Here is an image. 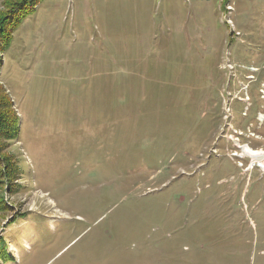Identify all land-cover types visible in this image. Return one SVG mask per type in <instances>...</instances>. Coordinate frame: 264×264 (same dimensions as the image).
Here are the masks:
<instances>
[{"label": "rangeland", "instance_id": "rangeland-1", "mask_svg": "<svg viewBox=\"0 0 264 264\" xmlns=\"http://www.w3.org/2000/svg\"><path fill=\"white\" fill-rule=\"evenodd\" d=\"M10 31L0 264H264L231 158L264 149V0H0Z\"/></svg>", "mask_w": 264, "mask_h": 264}, {"label": "built area", "instance_id": "built-area-1", "mask_svg": "<svg viewBox=\"0 0 264 264\" xmlns=\"http://www.w3.org/2000/svg\"><path fill=\"white\" fill-rule=\"evenodd\" d=\"M248 100H249V98H248ZM227 109L229 112L230 111L229 105L227 106ZM227 109H225V107H223V113H225V112L227 113ZM231 139H232L231 141H233V144H232L233 150L231 148V151H233V153L231 154V158L237 159L239 161L244 160V159H248V163L245 165L246 166L245 171L257 168L262 173H264V160L254 161L253 158L248 155V152L243 153V151H242L243 146H246L250 150H257V149H253L252 147H249V145L246 143L241 144L236 136L232 137ZM262 150H263V148H262ZM238 165H243V164L238 162Z\"/></svg>", "mask_w": 264, "mask_h": 264}, {"label": "bare ground", "instance_id": "bare-ground-1", "mask_svg": "<svg viewBox=\"0 0 264 264\" xmlns=\"http://www.w3.org/2000/svg\"><path fill=\"white\" fill-rule=\"evenodd\" d=\"M242 151L243 153L248 152V155L252 157L254 161L264 160V149L250 150L246 146H243Z\"/></svg>", "mask_w": 264, "mask_h": 264}, {"label": "trees", "instance_id": "trees-1", "mask_svg": "<svg viewBox=\"0 0 264 264\" xmlns=\"http://www.w3.org/2000/svg\"><path fill=\"white\" fill-rule=\"evenodd\" d=\"M38 0H36V2H37ZM16 4V3H15ZM36 4V3H35ZM31 11H29V12H27V13H22V15L20 14L19 15V17L21 16V18H25L28 14H30V13H32L33 12V10L34 9H30ZM18 17V18H19ZM21 18L20 19H17L16 20V23H15V25H17L19 22H20V20H21ZM15 25H10V28L12 27H14ZM1 32H2V30H1ZM11 32L12 31H10L8 34H3V35H1V37H0V39H3V42L5 43V45H7L8 46V44H9V42H10V38H11Z\"/></svg>", "mask_w": 264, "mask_h": 264}]
</instances>
